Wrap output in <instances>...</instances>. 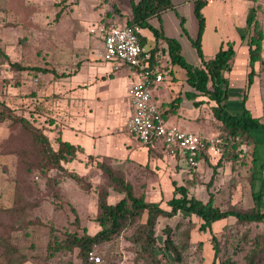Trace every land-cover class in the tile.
Returning <instances> with one entry per match:
<instances>
[{"label":"rangeland","instance_id":"1","mask_svg":"<svg viewBox=\"0 0 264 264\" xmlns=\"http://www.w3.org/2000/svg\"><path fill=\"white\" fill-rule=\"evenodd\" d=\"M221 2L223 11L231 5L225 0ZM63 3L64 0H0V110L7 117H23L30 127L24 128L12 119L0 123V264H79L76 250L55 253L48 258L47 243L52 237L64 239L66 233L77 236L94 234L98 230L94 221L96 193L101 189L107 190L108 204H114L122 197L106 186L100 170L95 166L96 161H100L99 156H84L82 152H77L74 160L60 163L61 170L52 168L42 154L33 130H30L42 133L50 147L56 149L58 128L64 126V121L74 113V107L59 103L65 99L58 98L61 95L59 88H66V80L61 77L70 76L88 62H102L101 29L112 24L105 22L103 15L99 23L88 20L81 26L84 29H78L80 21L69 24L73 13L72 9H68L65 12L67 24L60 25L59 18L66 7ZM217 5L218 2H210L205 11L210 28L214 25L211 19ZM183 12L182 24L176 25L171 17L170 23L165 19L170 36L176 37L174 31L178 28L190 34L193 17L189 12L192 9L185 8ZM148 32L146 29L140 35L145 42L152 44L153 38ZM179 42L185 62L192 65L194 49L187 41L185 43L180 39ZM157 52L162 82L170 81L172 72L169 64L161 58L164 52L160 48ZM13 63L27 70H12L9 64ZM30 68L48 72L28 70ZM175 68L184 75L182 69ZM182 79L180 76V81ZM171 96L175 97L174 94ZM180 109L186 112L189 103L183 101ZM208 110L207 107L203 109L207 115ZM205 120L209 121L204 125L210 135L207 138L217 137L219 124L211 116ZM252 139L253 143L237 139L235 149L225 146L221 156L220 153L209 154L194 167L184 165V161H181V166L178 157L164 150H152L148 155L150 164L131 166L122 162L117 165L113 159L110 163L113 168L122 171L136 194L143 193L146 201L157 202L164 210L167 209L165 202L171 196V183L174 181L185 187L188 195L202 202L210 193L213 205L220 210L233 208L246 211L254 205L250 189L251 171L254 189L264 191V130L252 133ZM64 171L81 175L82 186L85 188L87 183L90 189L86 192L79 189L66 178ZM210 177L213 180L206 188ZM143 222L144 216L110 241L94 246L91 254L99 261L91 262L246 264L245 257L253 248L254 240L264 238V221L237 223L228 218L214 223L211 232H207L198 229L200 221L194 216L178 212L172 218L156 219L152 259H141L134 240ZM164 229H169L178 259L164 249ZM211 236L218 243L215 258Z\"/></svg>","mask_w":264,"mask_h":264},{"label":"trees","instance_id":"2","mask_svg":"<svg viewBox=\"0 0 264 264\" xmlns=\"http://www.w3.org/2000/svg\"><path fill=\"white\" fill-rule=\"evenodd\" d=\"M193 4V16L196 20L197 30L195 39L191 42L196 56L199 59L200 66L193 67L185 62L181 55V48L176 39L165 37L161 29H155L150 26L148 21L156 19L159 22V16L168 10H172L170 0H138L130 5V18L126 21L128 26H138L139 29H147L152 37L157 40H162L166 45L167 62L170 66H176L184 72V82L191 90L190 93H184L183 97L193 99L198 95L204 97L207 101L213 103L210 108L212 118L219 124L217 138L220 139L219 149L222 155V149L225 146L235 149L237 139L251 141L252 133L259 130H264V123H261L257 118L251 117L249 112L242 108L238 115L229 114L226 110L227 102V81L223 77L224 73L230 70V62L234 57L232 43L226 42L223 47H220L210 59H203L200 50V38L204 29V17L201 13L208 0H191ZM115 11V10H114ZM182 32H185L182 29ZM240 41H244L247 46L248 53V68L246 75V87L248 89L252 83L253 64L260 62V51L262 41V30L255 19V9H248L245 19L244 27L236 29ZM140 45H143L144 39L138 36ZM150 64L157 65V47L150 49ZM12 70L24 71L27 70L17 64H9ZM28 70L35 72L46 73L48 71L39 68H30ZM245 96L243 95V100ZM182 97L177 96L173 98L166 105H158L156 110L162 119H166L169 115L175 114L179 107ZM200 103H192V106L197 107ZM12 115V114H11ZM5 119H12L24 128H30L28 122L23 117L7 115L0 110V123ZM33 130L35 139L41 147V152L48 159V164L52 168L62 169L60 163L70 162L74 160L77 152H82V149L75 147L67 142L61 140L60 136L55 139L56 149L53 150L47 142V139L42 133ZM222 136V137H219ZM159 150H164L162 146H158ZM147 154L152 151L151 148L146 147ZM208 156L200 152L196 160L203 161ZM233 157V156H232ZM92 158V157H88ZM100 161H96V168L100 170L101 176L106 182V186L111 188L122 197L114 204H108L106 201L107 190L101 189L96 193V216L94 221L98 230L88 235L83 233L81 236L76 234L66 233L64 239L57 240L52 237L51 242L46 245V252L48 258L59 252H72L76 250V257L79 264H93L88 260V255L91 253L94 246L110 241L113 237L118 236L119 233L127 226L139 221L144 216V222L138 227V235L134 240L139 248L138 256L141 259H152L153 247L155 239L153 237V227L157 218H172L178 212L188 216H194L200 221L198 229L200 231L211 232V227L218 221H223L228 218H233L237 223H261L264 221V191L261 189L255 190L254 182L252 181L253 171L250 179L251 199L253 201V208L246 211H239L236 209L220 210L213 205V197L210 193L207 195L205 202L188 195L185 187L171 183L172 191L170 198L165 202L166 210L160 207L157 202H148L145 200L143 193L136 194L132 185L125 179L122 171L113 168L109 158L100 157ZM105 161V162H103ZM219 165V162L216 166ZM50 168V169H52ZM65 172L67 179L72 181L82 191L85 192L90 189V185L85 183L83 185V178L74 172ZM213 177H210L206 188H209ZM164 249L174 254L175 259H178L177 249L174 247L171 239L169 229L163 230ZM264 238H258L253 242V248L245 257L246 264H264ZM211 248L213 250V257L218 254V243L216 239L211 236ZM46 256V257H47Z\"/></svg>","mask_w":264,"mask_h":264},{"label":"crops","instance_id":"3","mask_svg":"<svg viewBox=\"0 0 264 264\" xmlns=\"http://www.w3.org/2000/svg\"><path fill=\"white\" fill-rule=\"evenodd\" d=\"M137 1L64 0L63 6L66 7L60 15L59 23L60 25L67 24V14L65 12L68 9H72L73 16L70 17L69 24L80 21L78 29L82 28L81 26H84V22H88V20L98 22L99 19L103 18V15L106 18H104L105 22H112L117 26H122L130 18L131 3ZM221 1L208 0L206 5L201 9L204 17V29L199 42L202 58L205 60L210 59L226 42L232 43L234 57L230 62V70L223 74V77L227 81L226 110L229 114L238 115L242 108H244L249 112L251 117L257 118L261 123H264V12H262L264 0H225L228 4H231L225 10L226 12L220 8L222 5ZM170 2L172 10L163 12L159 16V22L153 18L148 23L155 29L160 28L165 37L176 39L179 45L180 39L185 43L187 41L191 45V42L195 39L197 30L196 20L193 16L192 1L170 0ZM210 2H218L217 9L215 8L213 12L214 16L211 19L214 23L211 28L206 20L205 13ZM185 8L187 10L192 9V12H189L193 17L190 34L182 32V29L178 28L174 31L176 37L170 36L166 30V24L169 22L170 17L176 25L182 24ZM250 8L255 9V19L262 30L261 61L253 64L254 75L252 83L248 89H245L246 75L249 71L247 46L244 41H240L236 29L244 27V19ZM58 13L56 14L58 15ZM165 19L168 20L167 23H165ZM77 26H75V29ZM144 30L146 29H141L140 32ZM142 38L144 39V37ZM143 46L149 49H152L154 46L157 49L160 48L164 52V56L161 58L167 60L166 45L162 40L155 41L153 38L152 44L144 41ZM192 59V66L198 68L200 62L195 51L194 53L192 52ZM175 67L169 65V70L172 72V76L169 77L171 78L170 81L160 82L153 88L154 94L151 95L152 103L157 107L158 105L169 103L177 96L182 97L175 114L169 115L164 120L165 123L175 126L183 132L207 138L210 135L205 130L204 125L209 121L206 122L205 119L210 116L212 117L210 108L213 106V103L198 94L193 99L183 97L184 93H190L191 90L184 82L185 76ZM180 76L183 78L181 81ZM61 78L66 80L64 83L66 88H59L61 95L58 98H65L64 100H60L59 103L64 106L67 104L74 107V113H70L72 117L67 118L64 121L65 125L58 128L62 141L81 148L84 156H99L113 159L117 165L122 162L131 166L150 164L146 147L138 144L126 130V122L130 115V105L126 91L130 85L131 77L125 66L120 65L114 69L111 64L104 61H92L88 62L86 66H80L70 76L66 74ZM173 94L175 97L171 96ZM243 95L245 96L244 100ZM183 101L189 103V109L186 112L180 109ZM193 102L200 104L194 107L192 106ZM205 107L209 108V115L204 113L203 109ZM151 150L153 152L161 151L157 145H154ZM180 165L183 166L181 160Z\"/></svg>","mask_w":264,"mask_h":264},{"label":"built area","instance_id":"4","mask_svg":"<svg viewBox=\"0 0 264 264\" xmlns=\"http://www.w3.org/2000/svg\"><path fill=\"white\" fill-rule=\"evenodd\" d=\"M138 26L126 24L108 25L101 29L102 61L117 66H125L130 74V85L126 96L130 105V115L126 122L127 133L140 145L153 148L162 146L171 156L178 157L185 165L197 166V155H219L220 139L205 138L183 132L175 126L167 125L152 103L151 89L162 82L158 65L150 64V49L140 45ZM89 261L98 263L99 259L88 255Z\"/></svg>","mask_w":264,"mask_h":264}]
</instances>
